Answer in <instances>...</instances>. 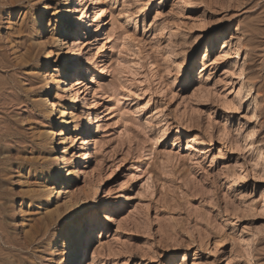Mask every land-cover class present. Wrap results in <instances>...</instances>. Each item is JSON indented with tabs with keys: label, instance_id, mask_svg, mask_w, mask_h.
Returning <instances> with one entry per match:
<instances>
[{
	"label": "rangeland",
	"instance_id": "1",
	"mask_svg": "<svg viewBox=\"0 0 264 264\" xmlns=\"http://www.w3.org/2000/svg\"><path fill=\"white\" fill-rule=\"evenodd\" d=\"M0 227L7 264H264V0H0Z\"/></svg>",
	"mask_w": 264,
	"mask_h": 264
},
{
	"label": "bare ground",
	"instance_id": "2",
	"mask_svg": "<svg viewBox=\"0 0 264 264\" xmlns=\"http://www.w3.org/2000/svg\"><path fill=\"white\" fill-rule=\"evenodd\" d=\"M44 18V15L43 16H41L39 19H43ZM42 22H43V20L41 21V22H39V24H42ZM41 29L43 30V26H41ZM72 30V29H71ZM71 30H70V26H68L67 28H66V30H64V32H63V35H61V36H69L70 34H71ZM71 71H72V65H71V67L69 66V69H66L65 71H63L62 72V74H64L65 75V78L66 77H68V76H70L71 75ZM59 82H62L63 84L65 83V81L63 80V79H61ZM64 111H62V115H64ZM58 134H60V133H58ZM53 149V148H52ZM49 150V149H48ZM43 158V157H42ZM41 158V159H42ZM48 162V159L45 157L43 160H41L40 161V167L38 168V172H39V180H38V182L42 185V186H44V188L46 189V190H42V191H40L39 190V192H37L36 190H35V192H36V194L34 195L36 198H39L41 195H42V197L44 196V193L46 192L47 193V191H49L48 193L50 194V192L52 191L53 192V190H51V188H50V185H48V182L49 181H52V180H56V182L58 181V177L60 176V173H61V169H59V173L57 174V175H52L50 172L49 173H47L46 171H48V169L45 167V164ZM34 187V186H33ZM34 192V193H35ZM33 193V194H34ZM33 196V195H32ZM34 198V197H33ZM43 219V218H42ZM48 222V221H47ZM33 224V223H32ZM82 229H84V227L82 228ZM74 230L76 231V230H78L77 228H74ZM75 231H73V235H74V240L76 241V240H78L79 238H80V236H77L76 235V233H75ZM0 235L2 236V237H4L5 238V243H7V244H9V245H16L17 247L19 246V247H25L26 245H27V243H26V245L24 246V242H22V241H18L19 239H17V240H15V239H13V238H10V237H8V235L3 231V229L0 227ZM23 236V235H22ZM30 236V235H29ZM24 237V236H23ZM31 237V236H30ZM26 240H28L27 239V236H25L24 237V241L26 242ZM29 241V240H28ZM34 241V240H33ZM35 242V241H34ZM49 244L53 247L54 246V244L52 243V242H50L49 241ZM11 247V246H10ZM27 247V246H26ZM77 247H78V244H75V248H76V250L73 252V253H70L68 256V261H67V264H74V259H77L78 258V256H80L79 255V252H80V250L78 251L77 250ZM84 248H85V246H84ZM2 248L0 247V250H1ZM7 249H8V247H7ZM10 249V248H9ZM25 249V248H24ZM35 249V248H34ZM24 251V250H23ZM1 252V251H0ZM25 254V253H24ZM12 256V255H11ZM13 257H14V260L16 261V263L17 264H35V263H33V262H28L27 260H26V258H22L19 254H14L13 253ZM28 257V256H27ZM34 258V257H33ZM29 261H31V260H29ZM0 264H7V260H6V258L5 257H3V256H0Z\"/></svg>",
	"mask_w": 264,
	"mask_h": 264
}]
</instances>
